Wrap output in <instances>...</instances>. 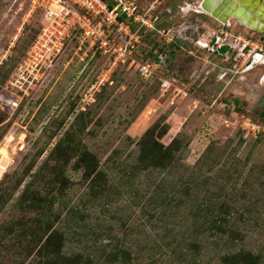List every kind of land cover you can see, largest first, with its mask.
<instances>
[{
    "label": "rangeland",
    "instance_id": "rangeland-1",
    "mask_svg": "<svg viewBox=\"0 0 264 264\" xmlns=\"http://www.w3.org/2000/svg\"><path fill=\"white\" fill-rule=\"evenodd\" d=\"M135 1L142 9L155 2L161 27L176 25L186 32L187 44L170 51L158 71L186 86L191 97L170 107L159 98L157 79L144 81L127 65L109 71V54L72 36L19 108L0 106V148L10 157L0 195L11 192L0 206L1 234L6 235L4 227L32 225L41 209L31 207V197L52 196L53 180L54 188L64 187L54 191V206L63 208L57 227L66 233L68 255L90 253L96 264H223L221 254L243 248L259 254L264 264V131L245 138L233 119L243 114L264 125V62L257 57L231 73L227 58L194 45L219 26L217 20L182 12L184 0ZM32 2L0 0V92L8 96L9 80L42 27L43 11ZM169 8L171 16L165 13ZM229 24L234 32L253 35L236 20ZM160 39L139 31L132 54L144 61ZM158 123L167 127L164 144L174 137L182 141L178 158L164 170L137 169V143ZM69 146L97 155L106 173L104 193H90L77 156L65 150ZM25 188L30 193L23 201ZM222 203L228 204L227 213L220 211ZM70 207L76 211L68 212ZM213 215L226 216L220 223L241 236L210 230ZM15 241L4 239L12 247L2 250L0 264H31L25 241ZM114 252L116 259L110 256Z\"/></svg>",
    "mask_w": 264,
    "mask_h": 264
},
{
    "label": "built area",
    "instance_id": "built-area-1",
    "mask_svg": "<svg viewBox=\"0 0 264 264\" xmlns=\"http://www.w3.org/2000/svg\"><path fill=\"white\" fill-rule=\"evenodd\" d=\"M111 2L112 5L107 0H33L31 7L43 11L42 27L30 46L26 59L18 68L16 77L9 80L11 96L0 92V106L11 110L19 108L31 88L30 85L39 82L53 67L72 36L88 40L102 53L109 54L112 59L109 71L121 64L127 65L128 69L133 68L144 81L157 79L159 98L164 99L170 107L190 98L186 86L159 73L158 68L167 61V52L159 53L154 63L138 60L132 54L134 45L131 41L139 30L133 31L128 20L137 24L139 29L156 31L166 43L188 41L186 32L176 25L160 27L163 18L155 2L147 9H142L135 0ZM202 2L203 0H184L181 11L205 14L200 12L203 10ZM165 13L171 16L172 10L169 8ZM207 33V36L194 41L195 47L227 58L233 65L226 68L229 72L236 73V65L240 69L251 66L257 57L264 62V40L258 33L252 32L253 35L248 37L232 31L229 23L221 22L218 27L209 28ZM148 109L152 111L150 107ZM233 119L239 124V130L245 138L264 131V125L253 122L243 114L233 116Z\"/></svg>",
    "mask_w": 264,
    "mask_h": 264
},
{
    "label": "trees",
    "instance_id": "trees-1",
    "mask_svg": "<svg viewBox=\"0 0 264 264\" xmlns=\"http://www.w3.org/2000/svg\"><path fill=\"white\" fill-rule=\"evenodd\" d=\"M110 5H112L111 0H107ZM126 21V20H124ZM132 30H139L144 32L145 28L138 27L137 24L133 23L131 20H128ZM160 26V25H159ZM161 27V26H160ZM148 31V35L160 36L156 31ZM38 35V34H37ZM37 37V36H36ZM160 41L154 43L149 52L143 56L144 61H147L148 55H152L153 58L149 62H156L157 56L161 52L170 53L176 49H182L183 44L187 42H182L178 40L173 43H166L160 36ZM172 53V52H171ZM167 133L166 125L160 126V123L156 124L153 127H150L139 139V154L137 157V169L148 170V169H166L173 165L178 158V153L182 148V141L179 137H174L168 144H164L161 139ZM68 136L71 135V132L67 133ZM62 142L58 143L57 148H62ZM67 153L73 154V157L77 156L76 167L83 170V177L86 180H89L90 193L93 196H96L98 193H104L106 188H103L102 182L105 181L106 173L100 168L99 158L95 153L88 149L79 150L74 147H68L65 149ZM69 156V155H68ZM55 181L51 180L49 184V193L53 194L52 196L48 195L44 197L42 195H33L31 197V207L41 209V212L33 220L31 226H25L20 224L19 228H16L17 225H12L9 228L4 227L2 229L6 230V235H2L0 231V253L2 250L9 251L12 247L7 243H4V239L8 236L13 237L15 242L22 244L25 241V249L28 257H31V264H96V259L90 253L77 252L73 254L65 253V243L67 240L66 233L57 227L63 216V208H55V202L58 200V196L54 193L58 191H63L64 187L54 188ZM55 191V192H54ZM30 191L25 188L22 193L23 201ZM11 192H6L5 194L0 195V206H3L9 199ZM61 204V202H60ZM228 204H220V211L227 213L226 210ZM64 207V206H63ZM67 207V206H65ZM75 208H68V212L74 213ZM208 221V228L210 230L216 229L223 233H229L231 236H241V233L238 230L233 228H227L221 223L227 221L226 216L220 215L216 218L215 215L210 217ZM221 222V223H220ZM196 247V246H195ZM118 252L112 253L110 256L113 259L118 255ZM123 253V251L121 252ZM220 261L223 264H260V255L255 254L250 250L240 249L235 252L224 253L220 255Z\"/></svg>",
    "mask_w": 264,
    "mask_h": 264
},
{
    "label": "water",
    "instance_id": "water-1",
    "mask_svg": "<svg viewBox=\"0 0 264 264\" xmlns=\"http://www.w3.org/2000/svg\"><path fill=\"white\" fill-rule=\"evenodd\" d=\"M202 8L218 22L227 24L236 20L250 30L263 33L264 40V0H203Z\"/></svg>",
    "mask_w": 264,
    "mask_h": 264
},
{
    "label": "bare ground",
    "instance_id": "bare-ground-1",
    "mask_svg": "<svg viewBox=\"0 0 264 264\" xmlns=\"http://www.w3.org/2000/svg\"><path fill=\"white\" fill-rule=\"evenodd\" d=\"M200 12L211 15L206 10H202ZM8 140H10V137H8ZM9 163H10V157H9L7 150L0 148V180L3 176V174L5 173V171L7 170Z\"/></svg>",
    "mask_w": 264,
    "mask_h": 264
},
{
    "label": "crops",
    "instance_id": "crops-1",
    "mask_svg": "<svg viewBox=\"0 0 264 264\" xmlns=\"http://www.w3.org/2000/svg\"><path fill=\"white\" fill-rule=\"evenodd\" d=\"M247 28V27H246ZM250 30V29H249ZM250 31H252V32H256V31H254V30H250ZM256 33H258V36H260V37H262L263 36V33H259V32H256Z\"/></svg>",
    "mask_w": 264,
    "mask_h": 264
}]
</instances>
